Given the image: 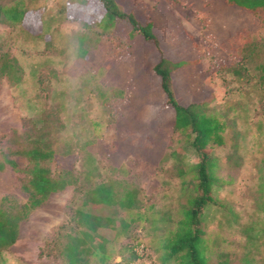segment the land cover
Listing matches in <instances>:
<instances>
[{
  "label": "rangeland",
  "instance_id": "1",
  "mask_svg": "<svg viewBox=\"0 0 264 264\" xmlns=\"http://www.w3.org/2000/svg\"><path fill=\"white\" fill-rule=\"evenodd\" d=\"M68 1L23 0L27 8L42 15L41 39L49 44L46 48L20 26L0 23L1 51L15 58L23 75L30 77L21 88L24 93L14 96L13 119L8 124L0 119V158L14 160L21 170L16 174L6 166L4 182L0 175V196L7 191L12 198L0 206V264H61L58 245L52 242L55 232L71 225V212L84 189L113 178L138 187L143 204L132 211L140 218L126 237L117 228L109 237L111 261H130L133 248L142 245L141 262L159 264V237L174 227V217H180L179 199L186 193L177 169L196 159L182 145L176 154L178 162L171 157L154 164L139 155L127 156L117 167L109 161L116 150L115 132L123 107L135 94L133 45L122 32L113 31L101 36L87 61L77 58L73 34L82 30V20H92L91 10L100 12L101 8L93 1L70 18L73 4ZM117 2L125 10L132 8L152 18L164 43L176 45L179 53L188 56L187 64L174 74L178 95L203 92L204 109L223 124V143L210 153L219 179L212 189V204L200 213L209 263L215 264V253L222 252L230 262L264 264V95L250 69L239 70L240 74L229 70L243 66L239 60L246 44L264 40V25L255 15L239 12V30H235L237 22L220 15L216 0ZM184 37L188 46L180 44ZM98 89L104 91L105 99L97 95ZM32 144L56 155L46 163L51 174L68 168L75 183L49 193L14 226L15 214L6 221L2 218L4 211H18L26 199L19 182L25 180L22 170L29 161L18 151ZM178 146L179 137L173 136L171 149ZM8 203H14L11 210ZM107 212L116 217L130 215L116 206Z\"/></svg>",
  "mask_w": 264,
  "mask_h": 264
},
{
  "label": "trees",
  "instance_id": "2",
  "mask_svg": "<svg viewBox=\"0 0 264 264\" xmlns=\"http://www.w3.org/2000/svg\"><path fill=\"white\" fill-rule=\"evenodd\" d=\"M93 1L100 5L101 11L91 10L92 20H82V30L73 34L77 58L87 61V55L96 48L101 36L113 31L122 32L133 45L131 68L135 71L132 75L135 94L129 96L123 107L124 115L115 132L116 150L109 161L116 166L127 156L139 155L154 164L171 157L178 162L176 154L181 146L189 147L196 161L177 169L178 176L182 178L180 186L186 193L179 199L180 217H174V227L159 237V264H211L200 213L205 206L212 204V189L219 179L215 173V159L210 153L212 147L223 143V124L204 109L207 100L203 92L200 96L199 93L178 95L180 90L176 87L174 74L187 64L188 56L179 53L176 45L171 47L164 43L152 18L136 13L132 8L123 9L117 0H69L73 4L68 10L70 18H76ZM216 3L224 19L231 17V21L238 23L234 24L235 30H239V12L255 15L259 24L264 25V0H216ZM65 9L64 5L61 8L63 13ZM41 18L42 15L27 8L23 0L0 3V23L20 26L33 38L40 39L39 43L46 48L49 44L41 39ZM180 34L183 36L184 31L181 30ZM180 44L188 46L187 37L181 39ZM245 48L239 60L244 67H229V70L240 74L239 70L246 72L250 69L264 95V40L252 41ZM22 76L16 59L0 49V79L5 78L10 85H16ZM96 93L105 99L102 89ZM173 136L179 137L180 146L171 149ZM18 152L29 161V166L22 170L25 180L19 182L26 199L18 205V211H4L2 218L6 221L15 214L14 226L38 207L49 193L75 183L68 168L51 174L46 165L56 157L51 149L32 144ZM6 166L16 174L21 172L14 160L5 156L0 158V171ZM6 200V197L0 199L1 207ZM12 204L8 203L10 210L14 207ZM142 204L139 188L121 179L95 182L84 189L71 212V225L66 226L65 231H61L64 226H60L52 240L58 245L57 255L61 264H127V260L123 262L121 259L117 262L113 259L112 262L107 244L116 228L122 236H127L128 230L140 218L135 215L137 212L134 214L132 211ZM113 206L128 211L130 215L126 218L109 215L107 208ZM131 253L130 261L136 258L134 252ZM215 257V264H241L230 262L222 252L215 253Z\"/></svg>",
  "mask_w": 264,
  "mask_h": 264
},
{
  "label": "crops",
  "instance_id": "3",
  "mask_svg": "<svg viewBox=\"0 0 264 264\" xmlns=\"http://www.w3.org/2000/svg\"><path fill=\"white\" fill-rule=\"evenodd\" d=\"M29 76L24 74L22 76L21 81L16 84V85H10L9 82L5 78L0 79V119H2L3 123L8 124L9 118L14 117L15 111H16V105L14 103V96L15 94H22L24 91L21 88H24L25 83L29 81ZM21 111V110H20ZM23 112V116L25 115L24 110L21 111ZM6 169L0 171L1 177V182L5 181L4 172ZM6 197L8 200L12 199L9 196V193L7 191H3L2 195L0 196V199Z\"/></svg>",
  "mask_w": 264,
  "mask_h": 264
},
{
  "label": "built area",
  "instance_id": "4",
  "mask_svg": "<svg viewBox=\"0 0 264 264\" xmlns=\"http://www.w3.org/2000/svg\"><path fill=\"white\" fill-rule=\"evenodd\" d=\"M133 252L136 255V258L132 261L127 262V264H143L141 262V258L143 255V247L142 245H138L136 247L133 248Z\"/></svg>",
  "mask_w": 264,
  "mask_h": 264
}]
</instances>
